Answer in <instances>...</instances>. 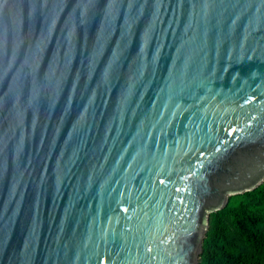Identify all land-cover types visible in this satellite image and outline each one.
Segmentation results:
<instances>
[{"label":"water","instance_id":"obj_1","mask_svg":"<svg viewBox=\"0 0 264 264\" xmlns=\"http://www.w3.org/2000/svg\"><path fill=\"white\" fill-rule=\"evenodd\" d=\"M263 183L264 0H0V264H199Z\"/></svg>","mask_w":264,"mask_h":264},{"label":"trees","instance_id":"obj_2","mask_svg":"<svg viewBox=\"0 0 264 264\" xmlns=\"http://www.w3.org/2000/svg\"><path fill=\"white\" fill-rule=\"evenodd\" d=\"M199 264H264V183L211 214Z\"/></svg>","mask_w":264,"mask_h":264},{"label":"rangeland","instance_id":"obj_3","mask_svg":"<svg viewBox=\"0 0 264 264\" xmlns=\"http://www.w3.org/2000/svg\"><path fill=\"white\" fill-rule=\"evenodd\" d=\"M247 193V192H246ZM212 214V213H211ZM210 221H211V216H210ZM209 228H210V225H209ZM209 228H208V231H209ZM208 231L206 233V237H207V234H208ZM200 263V262H199Z\"/></svg>","mask_w":264,"mask_h":264},{"label":"bare ground","instance_id":"obj_4","mask_svg":"<svg viewBox=\"0 0 264 264\" xmlns=\"http://www.w3.org/2000/svg\"><path fill=\"white\" fill-rule=\"evenodd\" d=\"M223 206V204L220 206V207H218V208H221ZM218 208H215L214 210H216V209H218Z\"/></svg>","mask_w":264,"mask_h":264}]
</instances>
